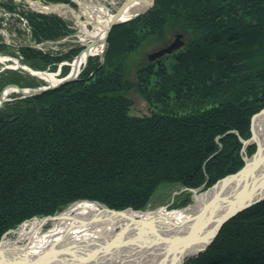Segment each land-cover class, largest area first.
Masks as SVG:
<instances>
[{"label": "trees", "instance_id": "obj_1", "mask_svg": "<svg viewBox=\"0 0 264 264\" xmlns=\"http://www.w3.org/2000/svg\"><path fill=\"white\" fill-rule=\"evenodd\" d=\"M20 14L33 43L71 33L56 15ZM178 34L184 45L172 54L153 61L140 55ZM81 49L61 56L25 42L13 53L0 42V52L37 70L56 71ZM98 59L75 81L0 108V241L75 201L144 210L163 184L208 188L244 166L240 138L251 137L252 117L264 108V0H156L146 14L112 28ZM25 76L0 72V92L8 84L37 86ZM134 89L151 114L131 113ZM184 264H264V201L232 218Z\"/></svg>", "mask_w": 264, "mask_h": 264}, {"label": "bare ground", "instance_id": "obj_2", "mask_svg": "<svg viewBox=\"0 0 264 264\" xmlns=\"http://www.w3.org/2000/svg\"><path fill=\"white\" fill-rule=\"evenodd\" d=\"M127 1H129L130 4L122 12L119 17L120 20H126L143 11L150 0ZM52 8L56 9L54 10L55 12L61 9L60 6L50 8L44 7L47 12ZM63 9L67 10V13L73 14V9ZM97 9L103 12V14L107 12L103 6ZM58 14L65 18L61 12ZM113 15L114 14H108L107 12L104 20L97 17L100 19H97L99 22L96 23L100 36L103 37L106 35ZM81 23L84 24L83 22ZM89 34L91 33L85 35ZM36 46H38V44H36ZM38 47L36 48L39 49ZM79 48L82 49L75 56L77 60L72 70L73 76L77 74L79 76L82 75L88 65L91 54L102 53L104 50L103 44L91 50H87L86 52L84 46H79ZM84 62L85 65L82 67V63ZM42 78L46 79L50 84H57L60 82L59 78L54 74H45ZM10 91L11 90H8L7 92ZM254 121L252 140L253 144H255L258 149L254 157L247 161L251 162L250 167L242 173L237 181H232L231 184L227 182V184L224 185L221 180L218 184V189L212 188L210 191H204L205 193L201 192L196 194L195 201L197 205L193 212L190 211V207L186 208L187 211H168L163 207L155 211H128L126 214H112L99 204L91 201H81L73 204L62 212L61 215L54 220L55 224L53 227L47 231L43 230L44 226L48 224V222L44 220L35 219L26 222L18 230V237L15 240H3L1 248L2 255L7 257L15 254H41V252L53 245L50 252L51 255L37 264H73L81 263L80 260L85 256L95 254L96 251L99 250L95 249L98 245L114 244L116 242L119 244L129 240L135 243L129 246H121L123 247L122 251L114 252L108 256L101 255L102 257L97 264H107V262L109 264H159L160 255L164 252L166 253L169 246V237L177 236L180 232L186 231L188 224L185 223L194 216L197 209L200 211L204 204H209V207L203 210L202 217L199 221V230L205 231L210 227L209 223L213 222L214 219L222 213L239 187L242 188V186L250 184L264 186V112L258 114ZM222 187L224 188L220 189ZM136 221L139 223H136ZM154 230L166 236L165 240H167V242L160 241L158 236L155 235ZM125 245H127L126 242ZM130 252H134V254L131 256ZM154 252L161 253L158 255L159 257L156 256L157 259H152L151 257V254H156ZM127 254L130 260L128 259L129 257L126 256ZM74 255L78 256L74 257ZM60 256H73L75 261H73V263H66L65 259H59ZM172 261L173 259H170L169 264H171Z\"/></svg>", "mask_w": 264, "mask_h": 264}, {"label": "rangeland", "instance_id": "obj_3", "mask_svg": "<svg viewBox=\"0 0 264 264\" xmlns=\"http://www.w3.org/2000/svg\"><path fill=\"white\" fill-rule=\"evenodd\" d=\"M31 1L32 2H28V0H0V20H2L3 31H6V34H3L4 32L0 33V36H1L0 42H4L6 45H11L13 53H17L20 51L19 45L21 42H23V43L24 42H26V43L31 42L30 37L32 34L30 33L31 32L30 26L27 22V19H25L20 14L21 12L39 13L40 9L36 5V2H38L40 0H31ZM124 1L125 0H72L73 4L75 5V6H72L70 4L72 6V9H73L72 10L73 14L67 13V10H65L63 8L58 9L57 10L58 12L50 11L47 14L56 15L60 18H63V20H65L67 22L68 26H72L71 33L64 38L65 40L60 39L59 40L60 42L59 41H48V43L46 41H44L42 43H37L39 47L38 46H36V47H38L40 50H42L45 53L48 52V53H52L55 55H61V56L64 54H67L69 56L74 57V55L70 52V50L72 47L79 48V46L74 45L75 43L73 41L75 39H83V40H85L84 41L85 43L89 44L93 40L98 38L100 32L98 30L96 23L99 22V21H97V19L98 20H100V19L97 17H100L102 20H104L107 12H108V14H115L120 9V7L124 3ZM49 3L50 2H48V3L45 2L44 4H46L48 6ZM58 3H60V2H58ZM3 4L10 5L11 7L14 8V10L9 11L6 8V6H4ZM49 6L51 7V5H49ZM100 6H103L105 8V10L107 11L106 14H103V12L98 11L97 8H100ZM60 12H61V14H63V16H65V18L62 17V15L60 16L58 14ZM63 12H65V13H63ZM81 18H82V21H81ZM81 22H83L85 25L82 24ZM86 31L88 33H91V34L85 35V34H87ZM174 40H175V37H173L172 40H170L169 44H171ZM107 41H108V39H107ZM35 44H36V42L34 43V45ZM169 44H167L163 47H161L158 44H156V45L153 44V46L152 45L147 46V47H145V49H142L140 51V53H142L140 55L147 56L148 54H150L152 52H155V51H158L159 49L167 47ZM107 49H108V42H107ZM107 49H106V51H107ZM105 54H106V52H105ZM105 54H104V56H100V54H94L92 56L90 55V57L91 58H99L98 60L100 62H103ZM8 56H10V57L8 59H6V57H8ZM0 57L3 58V59H0V72L8 71V70L20 72L23 75H27L25 77H29L30 79L35 80L37 82L36 83L37 86L45 85V83L47 84V82H45L44 79L38 78L26 70V68H32V67L27 65L25 63V61L22 60L21 56L18 58L16 56L7 54L5 52H0ZM75 58H73L71 60L70 59L63 60L62 62L58 63V66H61V65L69 66V68H70L69 72H70L71 71L70 64H72L73 61L76 60ZM74 63H75V61H74ZM84 65H85V62L82 63V67ZM49 67L50 66H48L46 68V72L48 74H49V72H51V74L55 75V74L59 73V71H60V69H59V71H54V70L49 71V69H48ZM63 67L64 66H62L61 73H62ZM32 69H34V68H32ZM56 77L60 79L61 77H63V75L62 74L60 76L56 75ZM9 85H17V84H8L2 89V91H4V89ZM20 87L21 88H30V87H27V85H22ZM9 90H11V91L8 92L6 95L7 98L9 99L8 101L20 98L22 96V95H20V93L16 89L10 88ZM2 91L0 92V94L2 93ZM128 97H130L133 101V106H132V111H131V113L133 115L144 116V115L151 114V108H150L149 104L144 100V98L139 93V91H137L135 89L130 91L128 93ZM251 132H252V130H251ZM251 137H252V135H251ZM250 146H255V149H254L252 154L247 155L246 151ZM257 149H258V147L255 144L249 145L247 147L243 146V152L245 153V154H243V159H244V157H251L252 155H254L255 152L257 151ZM226 177H224V178H226ZM224 178H222L221 180H223ZM221 180H218L215 184L209 186L208 188H205V186H206L205 184L198 187V188L186 187L180 183L163 184L157 189V191L155 192V194L151 198L148 206L144 210H134V209L133 210L134 211H147V210L155 211L157 209L164 207L168 211H178V210L187 211L186 208L190 207V209H191L190 211L193 212L195 210L196 205H197L196 201H195L196 194L204 192V191L212 188ZM77 202H81V200L71 203L65 209H63L61 212H58L57 214L58 215L61 214L62 212H64L66 209H68L70 206H72L73 204H75ZM127 209H129V208H127ZM124 210H126V209H124ZM244 211H242V212H244ZM57 214L50 215V216H55ZM44 217H33L29 220L24 221L17 228L11 229L6 234H4L1 241L9 240V239L15 240L18 237V230L26 222L32 221L35 218L41 219ZM54 224H55V222L50 220L48 222V224L46 226H44L43 230L47 231V230L51 229ZM128 259L130 260V258H128ZM107 264H109V263L107 262Z\"/></svg>", "mask_w": 264, "mask_h": 264}, {"label": "water", "instance_id": "obj_4", "mask_svg": "<svg viewBox=\"0 0 264 264\" xmlns=\"http://www.w3.org/2000/svg\"><path fill=\"white\" fill-rule=\"evenodd\" d=\"M28 2H32V1L28 0ZM155 3H156V0H150L147 3V7L143 11L137 13L133 17H130L126 20H120L119 17L121 16L122 12L130 4L129 1L125 0L124 3L122 4V6L120 7V9L113 15L112 20L110 22V27L106 31V35L103 37L99 35L98 38L93 40L90 44L85 43L84 44L85 52L87 50H91V49L95 48L96 46H99L100 44H103L104 50H103L102 56H104L106 49H107V42H108L107 39L109 37V34H110L112 28L117 26V25H120V24L128 23V22L134 20L135 18L146 14L149 10H151L155 6ZM53 6L54 7L60 6L63 8L72 9V6L70 4H65V3H56V4H53ZM39 12L47 13V11L44 9L39 10ZM182 37H183V35L178 34L176 36L175 40L171 44H169L167 47L150 53L148 55L149 60L153 61V60L161 58L167 54H172L174 51L180 49L184 45V41H182V39H181ZM9 57L10 56L6 57V59H8ZM0 59H3V58L0 57ZM70 65H72V64H70ZM26 70L38 78H42L43 75L48 74L46 71L35 70L32 68H26ZM72 73L73 72L71 70L67 76L59 79L60 82L57 84H50L46 81V79L42 78V79H44L45 82H47V84L40 85V86L33 87V88H21L19 85H9L0 94V107L6 101L9 100L6 95L8 93L7 91L10 88L16 89L20 93V95H22L20 98L34 97V96L42 94L46 91L55 89V88L60 87L62 85H67V84L77 80L78 74L73 76ZM49 74H51V73H49ZM261 112H264V109H262L259 113L255 114L252 117V122H251V124H252L251 125L252 136H253V126H254V122H255L254 120H255L256 116L258 114H260ZM252 138L253 137H251L248 140H244V139L240 138V140L243 143L244 147H247V146L253 144ZM254 155H252L251 157H244L245 165L236 173L231 174V175L227 176L226 178H224L222 180L223 184L225 185V184H227V182H229V184H231L232 181H237L239 179V177L242 175V173L245 172L250 167L251 162H247V161H248V159L253 158ZM219 182L215 186H213L212 188L218 189ZM212 188H210V189H212ZM223 188L224 187H222L220 189H223ZM210 189L206 190L205 192L210 191ZM243 193H244V196H248V197H244ZM263 200H264V186L263 185H259V184H252L251 185L250 184V185H244V186H242V188L239 187L235 191L233 196L231 197L230 201L227 203L226 207L223 209L222 213H220V215L217 216L213 222L209 223L210 227L207 230L202 231V230H199V221H200V218L202 217L203 210L205 208L209 207V204H204L203 208L200 211H199V209H197L194 213V216L191 219L186 221L185 224H188V228L186 231L180 232L177 236L169 237L170 241H168L169 246L166 250V253L164 252L162 255H160L161 253L154 252L156 254H151L152 259H154V258H156V256L160 255L161 257L159 259V264H169L170 259H173L171 264H184V261L187 258L198 256L200 253L206 251L213 244V242L216 240L220 231L222 230V228L224 227V225L227 222H229L232 218L237 216L242 211L250 208L251 206H253V205H255V204H257ZM81 201H90V200H81ZM91 202H94L96 204H99V205L105 207L106 210L112 214H126L128 211L137 212L131 208L126 209V210H115V209H111V208L107 207L105 204H103L101 202H98V201H91ZM59 215H61V214H59ZM59 215L57 214L55 216H45L44 218H41L40 220H44L46 222H49L50 220L54 221V220H56V218ZM35 219H37V218H35ZM136 223H139V222L136 221ZM154 233H155V235L158 236L160 241L167 242V240H165L166 236H164L161 232H157L154 230ZM125 242L127 245H125ZM117 243L118 242H116L114 244L98 245L97 247H95V249H99V250H97L96 253L91 255V256H85L84 258H82L80 260L81 263H73V261H75L73 259V256H69V257L60 256L59 259H65L66 263L70 262L73 264H84V263L85 264H97L99 259L102 257L101 255H107L108 256L110 254H113L114 252L122 251L123 247H121V246H129L131 244H134L135 242L128 240V241H124V243H119V244H117ZM2 244H3V241L0 242V264H37V263H40L41 260H43L44 258H47L49 255H51L50 252L53 248V245H52L51 247H49L46 250H44L43 252H41V254H38V253L32 254L29 252L30 254H28V253L24 254V255L15 254L12 256H7V257L5 256L4 257V255H2V252H1ZM130 253H131L130 254L131 256L134 254V252H130ZM77 256L74 255V257H77ZM126 256L129 257L128 254Z\"/></svg>", "mask_w": 264, "mask_h": 264}, {"label": "built area", "instance_id": "obj_5", "mask_svg": "<svg viewBox=\"0 0 264 264\" xmlns=\"http://www.w3.org/2000/svg\"><path fill=\"white\" fill-rule=\"evenodd\" d=\"M44 2H42V1H38V2H36V5L38 6V8L40 9V10H43L44 9V7H49L50 8V6H47L46 4H44ZM45 10V9H44ZM88 33V32H87Z\"/></svg>", "mask_w": 264, "mask_h": 264}, {"label": "crops", "instance_id": "obj_6", "mask_svg": "<svg viewBox=\"0 0 264 264\" xmlns=\"http://www.w3.org/2000/svg\"><path fill=\"white\" fill-rule=\"evenodd\" d=\"M80 40H83V39H80ZM74 43H75L74 45H78V46H80L79 39H78V41H76V42L74 41Z\"/></svg>", "mask_w": 264, "mask_h": 264}]
</instances>
